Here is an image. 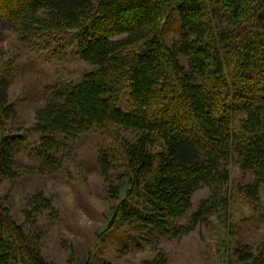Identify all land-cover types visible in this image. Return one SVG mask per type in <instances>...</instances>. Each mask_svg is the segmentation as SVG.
<instances>
[{
	"label": "trees",
	"instance_id": "trees-1",
	"mask_svg": "<svg viewBox=\"0 0 264 264\" xmlns=\"http://www.w3.org/2000/svg\"><path fill=\"white\" fill-rule=\"evenodd\" d=\"M0 24L35 53L73 54L92 68L45 90L31 144L10 135L15 109L1 72L0 183L18 176L20 146L48 170L60 144L95 133L106 140L97 164L110 227L135 245L185 237L209 214L226 215L235 195L247 210L260 202L264 0H0ZM233 163L249 185L231 190ZM202 189L208 197L191 213ZM49 205L41 191L29 198L27 231L0 197V264H52L38 251L37 218ZM159 255L143 264H165ZM233 255L234 264H264V237L236 242Z\"/></svg>",
	"mask_w": 264,
	"mask_h": 264
},
{
	"label": "rangeland",
	"instance_id": "rangeland-1",
	"mask_svg": "<svg viewBox=\"0 0 264 264\" xmlns=\"http://www.w3.org/2000/svg\"><path fill=\"white\" fill-rule=\"evenodd\" d=\"M58 59L57 54L47 58L46 53H35L8 25L0 24V74L7 79L9 100L15 109L10 135L21 136L27 144L38 143L32 127L37 110L44 104L45 90L54 81L78 82L92 70L73 54ZM105 143L104 137L95 133L81 136L75 143L64 141L58 154L52 153L54 165L48 170L29 157L28 145L17 148L18 176L0 183V197L27 231L35 229L25 218L29 198L40 191L49 198V207L37 218L41 229L38 251L47 262L143 264L159 251L165 264H234L236 242L254 244L264 237V220L259 217L264 205L262 192L260 202L248 210L243 199L235 195L233 207L223 218L209 214L185 237L148 239L135 245L134 240H127V231L110 227L113 203L97 164ZM230 169L231 190L253 181L251 174L239 171L234 163ZM207 197V189L198 190L191 198V213Z\"/></svg>",
	"mask_w": 264,
	"mask_h": 264
}]
</instances>
